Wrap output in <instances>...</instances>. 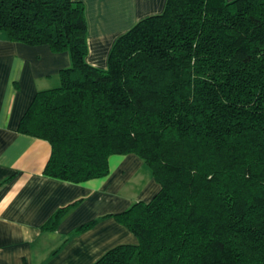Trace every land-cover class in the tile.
Masks as SVG:
<instances>
[{"label": "trees", "instance_id": "obj_1", "mask_svg": "<svg viewBox=\"0 0 264 264\" xmlns=\"http://www.w3.org/2000/svg\"><path fill=\"white\" fill-rule=\"evenodd\" d=\"M87 29L82 2L0 0L8 41L71 57L18 127L50 144L44 176L83 183L135 155L161 186L111 215L138 244L93 264H264V0H167L117 39L107 70L86 62Z\"/></svg>", "mask_w": 264, "mask_h": 264}, {"label": "crops", "instance_id": "obj_2", "mask_svg": "<svg viewBox=\"0 0 264 264\" xmlns=\"http://www.w3.org/2000/svg\"><path fill=\"white\" fill-rule=\"evenodd\" d=\"M72 1L85 5L86 62L99 70L108 69L117 39L141 20L163 13L167 2ZM70 67L68 52L10 42L0 33V264H93L117 246H135L136 237L111 215L149 202L161 189L135 155L111 156L106 177L83 183L44 176L50 144L20 134L18 127L35 95L58 88L60 71ZM77 201L54 232H42L58 210Z\"/></svg>", "mask_w": 264, "mask_h": 264}, {"label": "rangeland", "instance_id": "obj_3", "mask_svg": "<svg viewBox=\"0 0 264 264\" xmlns=\"http://www.w3.org/2000/svg\"><path fill=\"white\" fill-rule=\"evenodd\" d=\"M134 186L136 187L137 186V183Z\"/></svg>", "mask_w": 264, "mask_h": 264}]
</instances>
